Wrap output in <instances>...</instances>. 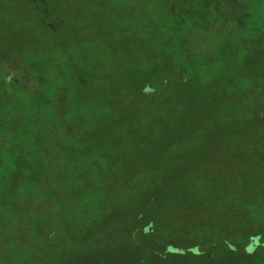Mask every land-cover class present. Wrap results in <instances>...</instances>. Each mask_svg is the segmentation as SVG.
Wrapping results in <instances>:
<instances>
[{"label":"rangeland","instance_id":"obj_1","mask_svg":"<svg viewBox=\"0 0 264 264\" xmlns=\"http://www.w3.org/2000/svg\"><path fill=\"white\" fill-rule=\"evenodd\" d=\"M193 1L175 0L177 11ZM218 1L201 7L211 27L179 31L163 0H45L43 14L0 0V79L8 63L36 87H0V264H100L154 249L195 264L197 245L176 236L160 253L139 223L186 233L198 216L264 218V105L245 100L264 102V30L233 34L229 12L213 15ZM187 55L198 56L193 70ZM50 140L63 157L46 154ZM67 196L70 215L58 217ZM32 213L60 218V231L35 234ZM15 243L31 246L26 259L13 262Z\"/></svg>","mask_w":264,"mask_h":264},{"label":"trees","instance_id":"obj_2","mask_svg":"<svg viewBox=\"0 0 264 264\" xmlns=\"http://www.w3.org/2000/svg\"><path fill=\"white\" fill-rule=\"evenodd\" d=\"M232 33L240 34L243 32L232 31ZM185 34L190 35V33ZM189 48V41H186L182 47L185 55L188 53L186 49ZM199 55L202 54L200 53ZM197 57L194 58L193 55H187L184 60L181 61V64L186 65L188 69L193 70L196 68L198 63ZM146 96L149 95L145 94L144 97ZM245 100H247L246 102H249L250 100L254 106L264 105V102L262 103V100L257 95H254V97H250L249 95ZM51 141L56 143L55 140L46 142L47 148H44L46 154H60L61 157H63L62 145L59 143V147L61 148L58 149L55 146L49 144ZM49 159L58 167H65V164L68 162V158H65L66 160H60L58 155L54 158L49 157ZM95 200L96 197L91 198L90 203H93ZM68 201V196L66 199L59 200L57 205L58 217H60V215H65L66 213L70 215L69 207L67 205ZM92 205L93 204H89V206ZM93 208H95V206H93L92 209ZM81 209V207L75 208L76 213L79 216H81ZM32 214L34 215V222L31 223V227L35 234L36 228L39 224H42L49 230H53V234H56L60 231V218L55 222H51L50 220H47L48 218L50 219V217L45 216L47 219H44V221L40 219L41 221H38L35 214ZM228 221L229 222L224 224L221 223L219 225H214L212 220L204 218L203 216H198L195 220H192L189 227L187 228L186 233L179 229V223L177 224L175 222H167L157 219L142 220L137 228L142 234L145 242L156 243L158 247H161L159 250L160 253H163L167 247H169L172 238H175L176 236L178 238H182V236H184L188 242L193 243L195 246L197 245L199 248L200 255L193 260L195 264H213V260H216V258L218 261H222V258L220 259L219 257L223 254H226L230 257L228 264H264V218L259 220L257 217H253L249 221H243L238 217V220L230 218ZM252 226H254L257 231L250 232L249 229H252ZM236 247L241 249L236 250ZM31 249V246L29 249H25L16 243L15 245H12L11 250H13V256L16 259L13 262H17L18 260H21V258L26 259L25 257L29 252H31ZM153 253V257H149L147 253H144L141 256H136L133 259L126 258L125 260L111 257L109 260L103 261L100 264H178L180 261L182 262V260L187 258L185 254H177L173 256V258L169 257L170 259L165 260V258L158 254L155 249Z\"/></svg>","mask_w":264,"mask_h":264},{"label":"flooded vegetation","instance_id":"obj_3","mask_svg":"<svg viewBox=\"0 0 264 264\" xmlns=\"http://www.w3.org/2000/svg\"><path fill=\"white\" fill-rule=\"evenodd\" d=\"M26 2L30 3L34 10L42 9L40 14H43L46 4L45 0H26ZM163 2L167 3L169 6L168 11L170 15L173 16V21L171 24L176 30L196 31L203 30L204 25L211 27L208 19V16L211 14L204 13L201 9L202 5L205 4L204 0H199L196 2L193 1V6L185 11H177V3L175 0H163ZM224 5H226L225 8L221 9L224 7ZM253 5L258 13L257 15ZM212 12L216 18H218L223 12H229L232 20L231 26H233V30L231 31L243 32V30H246L247 34H251L252 32L264 30V0H220L217 2V4H215L214 7H212ZM4 71L5 76L3 79H0V87L7 88L8 86L10 88L9 90L16 91L18 89L17 86L11 87V84H13L11 82L14 81L15 83H18L21 90L25 92V96L28 93H30L31 96L36 95V93H33L36 91V87L30 86L29 83L25 85V82L20 79V76H16L14 74L13 68L9 67L8 63L6 64V67H4ZM3 128L4 127H2V129ZM0 232V235H2V233H8V229H2ZM8 238L11 240V242L14 240L13 237L9 236Z\"/></svg>","mask_w":264,"mask_h":264}]
</instances>
